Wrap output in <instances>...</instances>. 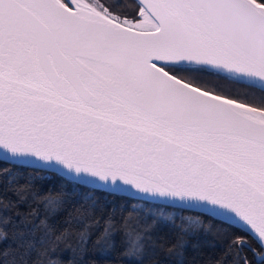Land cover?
<instances>
[{"label": "snow or ice", "instance_id": "6c2138e0", "mask_svg": "<svg viewBox=\"0 0 264 264\" xmlns=\"http://www.w3.org/2000/svg\"><path fill=\"white\" fill-rule=\"evenodd\" d=\"M204 247L264 264V0H0V264Z\"/></svg>", "mask_w": 264, "mask_h": 264}, {"label": "trees", "instance_id": "16d2710c", "mask_svg": "<svg viewBox=\"0 0 264 264\" xmlns=\"http://www.w3.org/2000/svg\"><path fill=\"white\" fill-rule=\"evenodd\" d=\"M206 79H210V78H206ZM210 82L215 83L221 91L233 95H239L241 98L247 96L249 99H252L253 97H259L261 95L258 89L250 88L247 85L236 84L224 80H215V79H210ZM52 183L54 182L46 183L45 187L51 186ZM165 211H171V209H165ZM200 251L202 255L196 256L194 264H208L210 260L215 259L216 250L208 247H204ZM193 255L194 253H192V251L189 250L187 253L189 260L192 259Z\"/></svg>", "mask_w": 264, "mask_h": 264}]
</instances>
